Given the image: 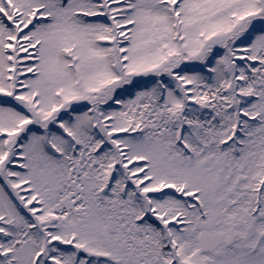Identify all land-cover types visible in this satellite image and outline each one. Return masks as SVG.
Wrapping results in <instances>:
<instances>
[{
    "label": "snow or ice",
    "instance_id": "6c2138e0",
    "mask_svg": "<svg viewBox=\"0 0 264 264\" xmlns=\"http://www.w3.org/2000/svg\"><path fill=\"white\" fill-rule=\"evenodd\" d=\"M0 264H264V0H0Z\"/></svg>",
    "mask_w": 264,
    "mask_h": 264
}]
</instances>
